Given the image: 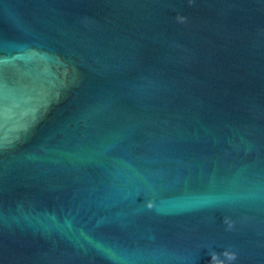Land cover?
Wrapping results in <instances>:
<instances>
[{
  "label": "water",
  "instance_id": "1",
  "mask_svg": "<svg viewBox=\"0 0 264 264\" xmlns=\"http://www.w3.org/2000/svg\"><path fill=\"white\" fill-rule=\"evenodd\" d=\"M0 264H264V0H0Z\"/></svg>",
  "mask_w": 264,
  "mask_h": 264
}]
</instances>
